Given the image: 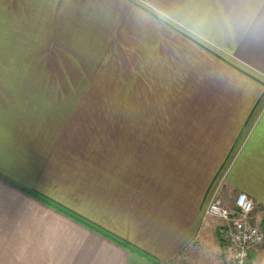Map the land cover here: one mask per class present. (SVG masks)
<instances>
[{"label":"crops","instance_id":"crops-1","mask_svg":"<svg viewBox=\"0 0 264 264\" xmlns=\"http://www.w3.org/2000/svg\"><path fill=\"white\" fill-rule=\"evenodd\" d=\"M222 186L264 230V0H0V264H221Z\"/></svg>","mask_w":264,"mask_h":264},{"label":"built area","instance_id":"built-area-1","mask_svg":"<svg viewBox=\"0 0 264 264\" xmlns=\"http://www.w3.org/2000/svg\"><path fill=\"white\" fill-rule=\"evenodd\" d=\"M254 207L245 192L239 191L230 198L218 188L205 206V216L221 223L220 237L226 244L230 264H247L250 251L264 242V230L252 222Z\"/></svg>","mask_w":264,"mask_h":264},{"label":"rangeland","instance_id":"rangeland-1","mask_svg":"<svg viewBox=\"0 0 264 264\" xmlns=\"http://www.w3.org/2000/svg\"><path fill=\"white\" fill-rule=\"evenodd\" d=\"M39 46V49H41L39 52H42L44 54H47V50L46 49H50L52 53H50V55L45 56L44 58L41 59L42 64L44 65H58V66H68L66 67L67 69H72L74 70L73 74H68L67 77V81H73L75 83V85H78L77 83H85V77L88 78V80L90 81L91 88L90 90L86 89H78L75 88L73 90H51L50 92L54 95L55 94V98H68L67 100L70 101V99L73 101V108H74V114H78L82 113V111L85 113V97H91V98H99L100 96L102 97H107L109 96L108 94H112L113 95V91H107L106 89L103 90L101 89L96 83L97 80H107L108 81H113V79L111 78L112 76H105V75H101L100 77L98 76V74L94 73V74H90V75H85V65L82 66H77V63H74L75 65H73V56H68V54L66 53L67 50L63 47H57L55 44H52L51 48H49L48 46H50L48 43H37ZM48 44V46H47ZM30 46V45H29ZM35 46V45H34ZM34 49V48H33ZM75 62L77 60H74ZM71 67V68H70ZM78 70H82L84 71V73H80L78 72ZM56 79H52V81H65V75L63 74H57L56 75ZM99 78V79H98ZM103 82V81H102ZM82 85V84H79ZM99 88H96L97 86ZM124 85V84H123ZM96 95V97L94 96ZM220 193L225 195V196H230L231 194L227 193L226 189L222 186V188L220 189ZM212 219V218H210ZM214 220V223L217 224V222L220 223L219 220L216 219H212ZM212 224V223H211ZM264 228V227H263ZM254 258L252 261V264H261L264 261V242L259 245L258 247H256L254 250ZM207 251H203V253L206 254ZM195 260L194 259H186L185 261L182 262H178V263H174V262H169L167 264H204L205 260H203V258H205L203 255H201L198 251H195ZM199 253V254H198ZM227 254V253H226ZM228 255V254H227ZM221 264H230L229 258L227 256V258L222 257L221 260Z\"/></svg>","mask_w":264,"mask_h":264},{"label":"trees","instance_id":"trees-1","mask_svg":"<svg viewBox=\"0 0 264 264\" xmlns=\"http://www.w3.org/2000/svg\"><path fill=\"white\" fill-rule=\"evenodd\" d=\"M32 193H33V194H36L37 196H39V197H41L42 199L46 200L48 203L53 204V205H54L55 207H57L58 209H63V210H65V211H67L69 214H71L70 211H68V210H66L65 208L59 206L58 204H56V203L50 201L49 199H46L44 196L38 194L37 192H36V193H35V192H32ZM71 215H73V214H71ZM73 216H74V215H73ZM85 223L88 224L89 226L95 228L96 230H98V231L104 233L105 235H107L108 237L114 239L115 241H117V242H119V243H121V244L127 246V247L130 248L131 250L136 251L137 253H139L140 255L146 257L147 259L153 261L154 263L157 262V260L154 259V258H152L149 254L145 253V252L142 251V250L137 249V248L134 247L133 245H131V244L127 243L126 241H124V240L118 238L117 236L113 235L112 233H109V232L103 230L102 228L98 227L97 225H95V224H93V223H91V222H89V221H86V220H85ZM219 229H220V226L217 227L216 237H217V239H218L220 242H222L221 237H220V233H218V232H219ZM222 243H223V242H222ZM253 258H254V253H253V250H252V251H250V255L248 256L247 264H252Z\"/></svg>","mask_w":264,"mask_h":264},{"label":"water","instance_id":"water-1","mask_svg":"<svg viewBox=\"0 0 264 264\" xmlns=\"http://www.w3.org/2000/svg\"><path fill=\"white\" fill-rule=\"evenodd\" d=\"M248 254H249V253H248ZM261 264H264V261H263Z\"/></svg>","mask_w":264,"mask_h":264}]
</instances>
